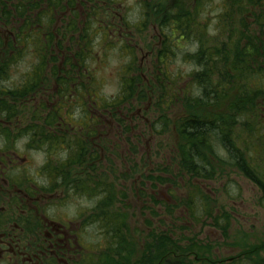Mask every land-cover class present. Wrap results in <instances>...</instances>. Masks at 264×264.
Returning <instances> with one entry per match:
<instances>
[{
    "label": "trees",
    "instance_id": "1",
    "mask_svg": "<svg viewBox=\"0 0 264 264\" xmlns=\"http://www.w3.org/2000/svg\"><path fill=\"white\" fill-rule=\"evenodd\" d=\"M174 2L168 4V1L144 0L139 3L143 10L140 25L144 27L152 22L159 28L162 41L160 39L161 47L156 50L158 54L155 57L162 60L157 61L156 65L163 66L169 50L174 52L175 36L176 41L185 38L196 42V49L188 52L185 60L200 67L189 77L204 97H190L189 91L184 88L175 91L176 81L170 82L169 75L160 66L159 75L157 73L148 82H144L129 66L132 73L129 75L128 72L127 77L120 81L118 96L108 100L97 97L98 83L87 64L89 58L95 57L91 25L98 20V31L103 33L104 39L107 36L104 32L117 29L110 25L111 21L101 23L103 14L107 10H114L112 0H0V28L11 32L8 44L0 33V52H4L0 53V117L9 120L11 126L21 127L19 136L27 139L29 149L43 150L45 158L35 175L40 183L27 178L23 181L40 186L47 193L60 194L62 191L64 197L61 200L53 197L51 203L53 200L57 202L54 201L52 207L58 206V202H61L59 206L68 205L76 194H81L85 200L95 198L94 205L85 208V214L78 216L83 226L97 225L98 230L102 231L100 236L107 240L106 249L99 251L98 255L96 253L97 259L92 264L186 263L168 258V253H174L178 246L167 231L158 233L154 229L148 237L152 238L153 245L160 252L153 257L151 254L149 257L140 255L133 261L131 235L126 226L128 215L119 207L122 201L119 200L115 180L109 179L113 176L112 172L101 171L102 161H105L100 153L102 145L101 142L97 145L98 142L92 138L97 135L95 127L99 124V118L91 113L89 102L93 101L86 97L93 94L98 108L103 106L102 116L107 114L109 119L120 123L119 112L127 109L130 101L137 99L141 102L153 98V105L162 109L159 103L162 93L172 98L180 95L182 114L176 120H171L170 125L165 110L162 113L158 110L157 120L162 129L173 131L175 152L172 160L179 174L196 179L213 178L215 171L209 156L219 165L236 167L250 178L262 174L245 155L252 150L246 138L249 140L251 134L258 133L262 125L259 126L256 120V131L241 136L235 131L241 126L242 118L258 119L264 116V0L222 1L211 46L205 44L209 34L206 26L208 19L202 16L209 1ZM233 14H238V22L242 19V25L235 27ZM82 16L84 19H81ZM64 18L66 22L61 23ZM116 26L119 28V25ZM169 27L175 30L171 37L166 32ZM234 32L236 43L229 49L228 40ZM218 34L226 41L219 43ZM111 37L120 42L121 36L113 34ZM126 43L128 45L124 49L132 47L128 37ZM29 55L33 61L28 71L22 73L18 84L3 88L2 80L7 77L10 68ZM218 64L223 65V72H219ZM89 80L92 82L90 85L93 84L90 91L86 88ZM237 80H241L239 87L231 91ZM209 86L212 89H208ZM230 92H234L232 98H235H230ZM74 105L80 108L79 116L71 112ZM202 109L210 110L208 116L199 114ZM154 123L150 124V129L157 131ZM104 140L106 137L101 141ZM216 142H220L221 149L230 151L226 158L218 154ZM164 176L158 177V180H170ZM199 190L192 195L201 196ZM204 198L207 200V197ZM193 200L189 198L187 202L193 203ZM186 205L196 213L193 205ZM203 210L208 216L212 214L207 207H203ZM45 213L48 214L47 211ZM60 214L48 216L66 220L69 215L63 211ZM228 217L224 210L214 217L216 227L223 235L227 233ZM30 222L28 233L37 229V224L33 220ZM126 235H129V239Z\"/></svg>",
    "mask_w": 264,
    "mask_h": 264
},
{
    "label": "rangeland",
    "instance_id": "2",
    "mask_svg": "<svg viewBox=\"0 0 264 264\" xmlns=\"http://www.w3.org/2000/svg\"><path fill=\"white\" fill-rule=\"evenodd\" d=\"M112 1L115 3L114 10H107L103 14V17H101V23L104 24L111 21L119 25L121 29L116 27L117 29H110L104 32L107 34V36H104V39L103 33L98 31V20L95 24L91 25L93 28L92 50L95 57L87 60L88 67L91 68L98 83V87L96 88L99 91H96L103 97L102 100L118 96L120 81L127 77V73L130 72L129 66L142 77L144 82L155 78L154 75L156 76L157 73L159 75L158 66H160L169 75L170 82L176 81V85H174L175 91L184 88L186 91H189L190 97H204L203 92L193 85L191 82L192 78L189 77L194 70L200 67L191 61L185 60L189 54L188 52H193L196 49V42L185 38L176 41L177 37L175 36L174 52L169 50L168 59L163 66L161 64L156 65L157 61L162 60V58L155 57L158 54L156 50L161 47L160 39L162 41V37L160 36L159 28L151 24L152 22L146 24L144 27L140 25L143 10L139 3H142L144 0ZM150 1H168V4H173L175 3L174 1L187 2L189 0ZM208 1V4L204 7L202 16L208 19L206 26L209 31L206 43H204L211 46L214 43L212 36L216 34V27L218 25L217 15L224 0ZM78 8L83 11L81 6H78ZM236 9L237 5L235 6ZM237 17L238 14H233L235 27L243 23L242 19L238 22ZM81 19H84V16ZM118 19H122V21ZM123 20L126 21V24ZM60 22H66V18ZM139 25L141 26L140 30ZM166 32L171 37L175 30L169 27L166 29ZM113 34L118 37L121 36L120 42L117 41L116 37L117 40H113L112 37L110 38ZM127 37L130 43H132V47L124 49L123 47L128 45L126 43ZM221 41L226 40L221 34H218V42L220 43ZM235 43L236 32L228 40L229 49L230 47H234ZM121 47L123 50H121ZM32 61L30 55L18 61L19 63L10 68L7 77L2 80V84L5 87H10L13 83L18 84L23 76L22 73L28 71ZM218 67L219 72H223V65L218 64ZM175 77L177 79L173 80ZM239 81L241 80L235 82V86L230 89L231 91L239 87ZM86 85H88V82H86ZM92 86L93 84L91 88ZM208 89H212V86H209ZM233 93L230 92V98H232ZM160 99L159 103L162 109H158L159 107L153 105V98L141 102L137 99L128 102L129 107L119 112L121 115L120 123H118V120L109 119V115L107 114L102 116L99 108L92 102H89L91 113L99 118L97 131H103L106 134V140L103 141L104 143L100 151L103 160H105L102 161L103 167L101 171L105 173H108V171L112 172L111 175L113 176H110L109 179L115 180V188L117 193H119V200L122 201L119 207L128 215L126 226L128 234L131 235L130 240L133 253L131 257L133 261H136L140 255H147L149 257V254H151L153 257L160 252L153 245L152 238L148 237L149 232L153 229L158 233L167 231L168 235L171 236L170 238L173 239L172 241L178 246L174 250V253H168V258L172 261L176 260V255L181 253L182 245L188 239H191L190 243L192 246L198 245V243L203 245V251L199 252V254L205 258V261H216L220 257L225 258V255L230 254H242L243 247L234 244L235 239L230 237V234L237 237L242 234L241 230H243L248 234L261 232L260 234L263 237L264 209L254 204L258 196L256 187L244 178L235 167L227 166V164L219 165L212 156H209V161L214 166L215 176L213 178L196 179L189 178L186 175L183 177L182 174H179L175 162L172 160L175 152L173 131L162 129L160 122L157 120L159 115L158 110L161 112L164 109L169 117L168 124L171 125V120H176L182 114L181 97L179 95L172 98L162 93ZM102 108L103 106H101V110ZM71 112L75 116H79L80 108L74 105ZM209 112V109L199 110V114L202 116H208ZM256 120L259 121V126H264V116L258 119L242 118V124L237 128L235 133L241 136L246 132H255ZM154 121L157 131L150 129V124ZM249 125L252 128H248ZM123 126L131 127V129L122 134L119 137L120 139H118L116 136L119 133V129L123 130ZM261 127L258 133L250 135L249 140L246 138L247 142L251 143L252 150L245 155L247 158H250L256 169H262L264 173V130ZM261 135L262 138L260 140ZM1 143L2 141L0 140ZM25 143L26 139L23 138L17 139L14 144L17 148L16 152L21 157L26 158L25 161L16 160V166L25 167V169H21L20 171L25 178L35 183H40L35 175L39 172L45 158L43 150L29 151ZM219 143H215L218 149L217 152L221 157L226 158L227 152L230 153V151L221 149L222 145L219 146ZM258 143L262 149L258 148ZM240 151L242 153L241 148ZM107 160L111 161L107 162ZM17 167L13 169L15 170ZM162 176H167L170 180L161 182L158 180V177L162 178ZM24 184L28 187L32 186L30 182L24 181ZM10 188L12 190L13 186L10 185ZM198 188L202 195L196 197V194L194 197L192 194L197 193ZM59 196L63 195L60 194ZM204 197H207V200ZM189 198H194L193 203L187 202ZM54 201L57 202V200H53L52 203L50 202L51 206L47 209L48 214H60V211L65 212L67 215L69 214L67 219L71 217L74 220V223L70 226L71 230L78 231L79 242L86 247L83 249L81 246L78 249V253L83 255L87 251L90 255V264H92L97 259L96 253L98 255L99 251L106 249L107 240L100 236L102 231L98 230L97 225L90 224L89 226H83L78 216L85 214V208H90L94 205L95 198L85 200L84 196L76 194L71 202L67 203L68 205L59 206L61 202H58V206L54 205L52 207V204H55ZM186 204L193 205L196 213L194 210L192 212ZM203 207L209 208L212 214L208 216L204 213ZM223 210L229 215L226 235L222 234V231L216 227L214 221L215 215H220ZM28 214L31 213L28 211ZM58 220L61 219L59 218ZM222 224L225 223L222 222ZM126 237L129 239V235H126ZM196 239H202V243L196 242Z\"/></svg>",
    "mask_w": 264,
    "mask_h": 264
},
{
    "label": "flooded vegetation",
    "instance_id": "3",
    "mask_svg": "<svg viewBox=\"0 0 264 264\" xmlns=\"http://www.w3.org/2000/svg\"><path fill=\"white\" fill-rule=\"evenodd\" d=\"M0 33L8 44L10 30L0 28ZM2 87L5 86L2 84ZM20 128L11 126L9 120L0 117V264H90L87 251L83 255L78 253L81 246L83 249L86 247L79 242L78 231L70 228L74 220H58L45 213L53 197L60 200L64 197L62 191L60 194L63 196H59L58 192L47 193L36 185L28 187L24 184L26 178L20 171L25 167H17L16 160L25 161L26 158L16 152L14 145L17 139L25 138L19 136ZM95 128L98 129V126ZM96 133L92 138L98 142L97 145L100 142L102 145L104 142L101 140L105 139L106 134L103 131ZM25 145L27 147V139ZM237 170L256 187L258 196L255 195L254 204L264 209V174L250 178ZM10 185L13 186L12 190ZM30 220L37 224V229L28 233L26 231L32 223ZM241 232L237 237L231 234L230 237L235 239L234 244L243 247L244 254H230L216 261H205L199 254L203 251V245L198 243L192 246L191 239H188L184 241L186 243L182 245L181 253L176 255V260L185 261L186 264H264V229L263 237L261 232ZM196 242L202 243V239H196Z\"/></svg>",
    "mask_w": 264,
    "mask_h": 264
}]
</instances>
